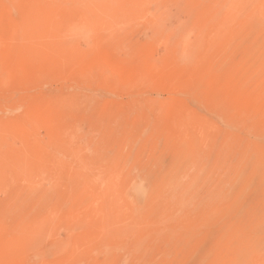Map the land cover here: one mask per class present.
Instances as JSON below:
<instances>
[{"label": "rangeland", "instance_id": "rangeland-1", "mask_svg": "<svg viewBox=\"0 0 264 264\" xmlns=\"http://www.w3.org/2000/svg\"><path fill=\"white\" fill-rule=\"evenodd\" d=\"M0 264H264V0H0Z\"/></svg>", "mask_w": 264, "mask_h": 264}, {"label": "bare ground", "instance_id": "bare-ground-1", "mask_svg": "<svg viewBox=\"0 0 264 264\" xmlns=\"http://www.w3.org/2000/svg\"><path fill=\"white\" fill-rule=\"evenodd\" d=\"M42 2V1H41ZM1 60H2V57H1ZM1 63H2V61H1Z\"/></svg>", "mask_w": 264, "mask_h": 264}]
</instances>
